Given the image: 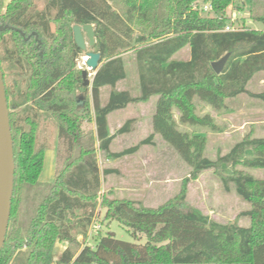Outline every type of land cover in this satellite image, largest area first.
I'll list each match as a JSON object with an SVG mask.
<instances>
[{"label":"trees","instance_id":"1","mask_svg":"<svg viewBox=\"0 0 264 264\" xmlns=\"http://www.w3.org/2000/svg\"><path fill=\"white\" fill-rule=\"evenodd\" d=\"M36 1L0 0V25L15 28L0 32V68L15 153L12 214L0 264H55L58 242L69 247L57 264H264V178L240 169L264 170V137L248 135L211 160L204 155L206 135L193 134L185 143L171 112L176 106L181 117L186 111L190 120H199L198 102L215 111L225 110L228 99L243 94L264 102V92L248 90L249 82L264 72V31L232 27L228 9L237 0H212L211 15L206 16L199 9L206 0H45L40 11ZM246 1L249 19L264 22V0ZM87 24L94 25L93 49L102 57L91 88L77 69L84 51L73 32L75 25ZM186 47L189 60L173 59ZM130 53L138 70V97L114 91L127 78L125 56ZM228 53L217 74L212 63ZM105 86L113 90L102 105ZM155 96L160 100L154 128L190 163V179L184 180L177 197L157 208L106 195L99 202L102 175L119 170L101 171L98 151L120 159L153 145L155 136L113 152L112 142L131 131L134 119L110 134L109 115ZM41 113L49 114L58 127L55 180L48 184L40 182L48 148L40 139ZM85 122H94L96 131H86ZM211 169L227 192L233 185L250 203L243 213L250 218L249 227L222 224L185 209L188 183ZM98 207L106 209L105 220L128 228L136 241L144 236L146 243L99 234L93 246L79 249L82 244L74 232L87 236Z\"/></svg>","mask_w":264,"mask_h":264},{"label":"rangeland","instance_id":"2","mask_svg":"<svg viewBox=\"0 0 264 264\" xmlns=\"http://www.w3.org/2000/svg\"><path fill=\"white\" fill-rule=\"evenodd\" d=\"M11 1L6 0V4ZM211 1L206 0V2H200L199 4V9L204 16L211 15V12H205L203 10L204 5ZM45 4V0H37V10H43ZM249 8L246 0H237L235 5L228 9L232 27L242 28L249 26L252 29L264 31V22L249 19ZM92 51L94 49L88 47L87 51L83 52L77 60V69H87L85 64L86 54ZM125 57L128 71L125 87L129 88L134 95L139 94L141 91L139 90L137 82L138 70L134 55L130 53ZM185 57L187 56L181 55L182 59ZM89 73V79L92 83L95 72L91 71ZM256 81L255 79L253 84L249 85V89L254 92H263L264 85H255ZM10 83L12 84V81ZM90 93L88 95L91 98ZM248 101L252 103L250 113L248 111V114L240 115L237 113L233 116H228L225 112L226 109L215 111L206 103L198 102L196 114L199 120H190L186 116V111H184L181 117L178 115V112H180L179 108L173 106L172 115L176 123L174 124L175 129L178 133L182 134V139H184L183 141L185 143L190 140L193 134L206 135L207 144L204 155L211 160H216L218 155L227 154L235 144L242 141L248 135L252 137H264V128H261L262 125L257 123L260 120L264 122V104L253 99H248ZM143 109H146V112L152 113L153 111L152 106ZM121 115L125 114L122 113ZM209 117L212 119L211 122H207L205 119ZM245 120L248 124L245 123ZM149 122V116L147 114L144 122H142L144 124L139 125L141 129H137L135 134L130 133L119 136L112 143L111 149L113 152H118L133 146L148 137L150 134ZM145 123L147 124L146 127L144 126ZM83 127L86 131H95L93 129L95 127L93 122H85ZM40 139L41 142H45L48 146L45 151L46 154L40 182L48 184L55 180V150L58 141V127L53 118L47 113H41ZM163 139V136L158 133L157 142L154 146H143L136 154L120 159L107 158L103 152L98 151V162L101 171L106 168L119 170V174L102 175L104 181L99 194V202L106 195L110 199H130L137 201L144 208H157L177 197L181 192L184 180L190 177L192 166L175 147ZM240 169L256 177L264 178V170ZM225 170L229 172L228 168H225ZM187 188L186 210L196 209L208 215L212 220L222 224H234L241 227L250 226V218L243 215L244 212L251 208L250 203L236 193L233 185H231V190L227 192L214 169L203 171L198 179L190 180ZM97 213L96 218H94L92 225L88 229L86 237L74 232L77 235L78 241L82 244L79 249H82L85 244L93 246L99 234H111L119 240L131 243H146L144 236H140V240L136 241L128 228L122 226L117 221L105 220V208L98 207ZM73 248L75 249V247Z\"/></svg>","mask_w":264,"mask_h":264},{"label":"water","instance_id":"3","mask_svg":"<svg viewBox=\"0 0 264 264\" xmlns=\"http://www.w3.org/2000/svg\"><path fill=\"white\" fill-rule=\"evenodd\" d=\"M7 29H15L9 25H0V32ZM23 36L25 34L19 30ZM75 43L79 49L86 52L88 47L94 48L96 44L94 25H75L73 27ZM28 40V38H26ZM85 64L87 69L82 71L84 85L90 86V73L95 72L102 61L99 52H89L86 54ZM230 54L228 53L219 61L213 62L212 67L217 74H220ZM15 189V153L14 140L11 129L10 112L4 75L0 68V253L5 246L12 214V200Z\"/></svg>","mask_w":264,"mask_h":264},{"label":"crops","instance_id":"4","mask_svg":"<svg viewBox=\"0 0 264 264\" xmlns=\"http://www.w3.org/2000/svg\"><path fill=\"white\" fill-rule=\"evenodd\" d=\"M181 55H184V56H187V57H185L184 59H182L181 58ZM190 57H191L190 47H186V48L182 49L181 51H179L177 54H175L174 57H173V59L178 60V61H187V60L190 59ZM255 79L257 80L255 82V85H264V72H261V73L257 74L249 82V84H248V90L249 91H251L253 93H261V92H254V91H252V90L249 89V85H252L253 84V81ZM126 81H127V78L124 79V80H122V81H120L117 84V86L114 89V91H116V92L128 91V92L131 93V95L133 97L140 96L141 92L139 94H135L134 95L129 88H126L125 87V82ZM137 82H138V87H139V90H140L139 79L137 80ZM112 90L113 89L111 87H108V86H105V87L101 88V103H102V105L107 104V102L109 100V96H110ZM104 91H105V94H104ZM248 99H253V98H250L249 96L243 94V95H240V96H238L236 98L228 99L227 102H226L227 107H226L225 112L227 113L228 116H233V115H236L237 113L240 114V115H245V113H247L248 111L250 113V107H252V103H250L248 101ZM159 100H160V98L158 96H155V97H152L148 102L138 103V104H130L127 108H125L123 110H119V111H115V112L111 113L109 115V117H108V125H109L108 128H109L110 134H114L115 131H117L118 129H120L128 120H131V119H134V122L131 125V131L129 133H126V134H130V133H134L135 134V132H137V129H141V128H139V125L144 124L142 122H144V119L147 117V114H148L149 121H150L148 123V125L150 127V130H149L150 131V134L149 135L155 133L154 141H153L154 144L152 145V146H154L156 144L157 138H158V133L156 132V130L154 128V118H155V116L157 114V107H158ZM253 100H257V99H253ZM258 101H260V102H262L264 104L263 101H261V100H258ZM149 106H152V108H153L152 113L151 112H146V109H143L145 107L149 108ZM117 112H118V114H116ZM171 112L173 114V110H171ZM122 113H124L125 115H121ZM135 113H137V114H135ZM114 114H116V116H114ZM178 115L181 116V112H178ZM243 122H244V120H243ZM245 123L248 124V122L246 120H245ZM257 123L260 124V125H262L261 128L262 127L264 128V122H262L260 120ZM115 125H116V127H115ZM146 125L147 124L145 123L144 126L146 127ZM94 126L95 127L93 129L96 131V125H95V123H94ZM123 135H125V134H123ZM119 136H121V135H119ZM119 136H117L114 139V141ZM163 140H165V139H163ZM147 146H151V145H147ZM103 181H104V179H103ZM68 246H69V244L67 242H58L56 244L57 251L56 250L55 251L57 253L55 252V254H54L55 264H57V262L61 259L64 251L68 248Z\"/></svg>","mask_w":264,"mask_h":264},{"label":"built area","instance_id":"5","mask_svg":"<svg viewBox=\"0 0 264 264\" xmlns=\"http://www.w3.org/2000/svg\"><path fill=\"white\" fill-rule=\"evenodd\" d=\"M203 10H204L205 12H210V11L212 10L211 2L208 3V4H206V5H204ZM226 30H227V31H230V30H232V28H231L230 26H228V27L226 28Z\"/></svg>","mask_w":264,"mask_h":264},{"label":"bare ground","instance_id":"6","mask_svg":"<svg viewBox=\"0 0 264 264\" xmlns=\"http://www.w3.org/2000/svg\"><path fill=\"white\" fill-rule=\"evenodd\" d=\"M86 59H88V57L85 58V61H86Z\"/></svg>","mask_w":264,"mask_h":264}]
</instances>
